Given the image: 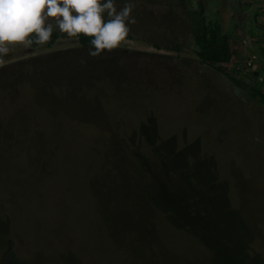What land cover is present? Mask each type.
Returning <instances> with one entry per match:
<instances>
[{"label":"rangeland","instance_id":"obj_1","mask_svg":"<svg viewBox=\"0 0 264 264\" xmlns=\"http://www.w3.org/2000/svg\"><path fill=\"white\" fill-rule=\"evenodd\" d=\"M180 1L131 0L128 37L97 57L58 29L50 47L9 45L0 256L11 246L29 264H264V108L200 62ZM201 2L236 32L239 63L225 70L255 87L241 66L256 52L259 0Z\"/></svg>","mask_w":264,"mask_h":264},{"label":"clouds","instance_id":"obj_2","mask_svg":"<svg viewBox=\"0 0 264 264\" xmlns=\"http://www.w3.org/2000/svg\"><path fill=\"white\" fill-rule=\"evenodd\" d=\"M133 10L131 0L119 9L116 0H0V64L9 45L47 44L54 29L69 37H91L89 56L110 52L136 23Z\"/></svg>","mask_w":264,"mask_h":264},{"label":"trees","instance_id":"obj_3","mask_svg":"<svg viewBox=\"0 0 264 264\" xmlns=\"http://www.w3.org/2000/svg\"><path fill=\"white\" fill-rule=\"evenodd\" d=\"M180 1V0H179ZM181 2V1H180ZM182 4V2H181ZM187 19L186 33L190 37L189 47L198 57L200 62L213 68L217 73L226 76L236 86L247 88L245 91L256 104L264 108V92L255 87H246L238 78L233 77L225 70V66L235 65L238 62L235 54L236 32L229 34L223 31L221 25L213 19H207L201 0H189L187 5L182 4ZM61 35L54 29L51 39L47 44L39 45L33 43L30 47L53 45ZM128 37V36H127ZM252 37V36H251ZM77 39L80 47L89 50L91 37L79 35L72 37ZM235 38V39H234ZM253 38V37H252ZM182 45L177 41L172 42L170 51L180 52ZM246 69V68H244ZM248 70H251L248 69ZM231 75V76H230ZM264 245V242H263ZM0 264H29L17 257L11 246L2 251Z\"/></svg>","mask_w":264,"mask_h":264},{"label":"crops","instance_id":"obj_4","mask_svg":"<svg viewBox=\"0 0 264 264\" xmlns=\"http://www.w3.org/2000/svg\"><path fill=\"white\" fill-rule=\"evenodd\" d=\"M256 9L254 20L257 28L251 29V35L249 36L256 38V41L253 42L256 45V52L254 53L256 61L251 68V73L255 88L264 92V0L257 2Z\"/></svg>","mask_w":264,"mask_h":264},{"label":"built area","instance_id":"obj_5","mask_svg":"<svg viewBox=\"0 0 264 264\" xmlns=\"http://www.w3.org/2000/svg\"><path fill=\"white\" fill-rule=\"evenodd\" d=\"M241 44L242 45H247V41L243 39L241 41ZM255 61H256L255 54L254 53H250L249 55H247V57L244 60V62L242 63L241 67L246 68V69H250V68H252L254 66ZM236 69L240 70V67L238 66Z\"/></svg>","mask_w":264,"mask_h":264}]
</instances>
